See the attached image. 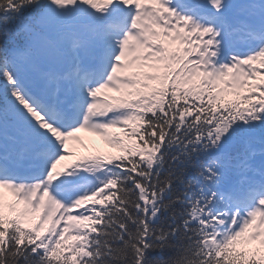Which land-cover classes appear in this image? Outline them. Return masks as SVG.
Wrapping results in <instances>:
<instances>
[{"label":"snow or ice","instance_id":"obj_1","mask_svg":"<svg viewBox=\"0 0 264 264\" xmlns=\"http://www.w3.org/2000/svg\"><path fill=\"white\" fill-rule=\"evenodd\" d=\"M0 264H264V0H0Z\"/></svg>","mask_w":264,"mask_h":264},{"label":"rangeland","instance_id":"obj_2","mask_svg":"<svg viewBox=\"0 0 264 264\" xmlns=\"http://www.w3.org/2000/svg\"><path fill=\"white\" fill-rule=\"evenodd\" d=\"M11 202H13V198H9V197H6V198H5V204H6V205H7L8 203H11ZM20 209H22V206H18L17 211H19ZM5 212H6V215H15L14 213H9L7 207L5 208ZM27 219H28V220H31V219H33V217H28ZM28 226H29V224L26 223V224H25V227H28Z\"/></svg>","mask_w":264,"mask_h":264},{"label":"trees","instance_id":"obj_3","mask_svg":"<svg viewBox=\"0 0 264 264\" xmlns=\"http://www.w3.org/2000/svg\"><path fill=\"white\" fill-rule=\"evenodd\" d=\"M102 150H103V152H107V148H106L105 146H103ZM108 151H109V152L116 153L115 150L108 149ZM252 247H254V246H253V245H248V246H246L245 248H242V249H243V250H247V248L251 249ZM249 249H248V250H249Z\"/></svg>","mask_w":264,"mask_h":264}]
</instances>
